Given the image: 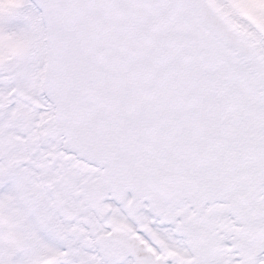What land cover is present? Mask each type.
<instances>
[{
	"label": "snow or ice",
	"instance_id": "obj_1",
	"mask_svg": "<svg viewBox=\"0 0 264 264\" xmlns=\"http://www.w3.org/2000/svg\"><path fill=\"white\" fill-rule=\"evenodd\" d=\"M0 264H264V0H0Z\"/></svg>",
	"mask_w": 264,
	"mask_h": 264
}]
</instances>
